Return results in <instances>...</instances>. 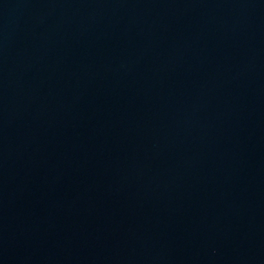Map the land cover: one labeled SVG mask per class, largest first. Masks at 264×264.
<instances>
[{"label": "water", "instance_id": "1", "mask_svg": "<svg viewBox=\"0 0 264 264\" xmlns=\"http://www.w3.org/2000/svg\"><path fill=\"white\" fill-rule=\"evenodd\" d=\"M0 264H264V0H0Z\"/></svg>", "mask_w": 264, "mask_h": 264}]
</instances>
